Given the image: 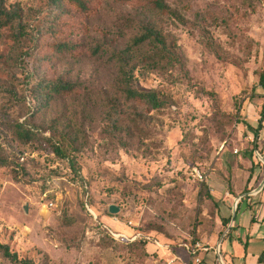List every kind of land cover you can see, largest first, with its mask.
Wrapping results in <instances>:
<instances>
[{
	"label": "rangeland",
	"instance_id": "1",
	"mask_svg": "<svg viewBox=\"0 0 264 264\" xmlns=\"http://www.w3.org/2000/svg\"><path fill=\"white\" fill-rule=\"evenodd\" d=\"M6 1L22 8L29 35L18 44L0 35V155L26 175L18 180L0 167V241L37 264H169L184 243L206 245L235 206L229 193L250 191L264 174L256 152L263 155L264 140L255 133L264 102V0H165L185 22L103 0L89 17L63 9L39 35L43 2ZM125 17L161 27L186 70L135 69L136 86L158 90L166 104L151 112L125 104L139 128L128 145L106 132L117 75L111 53L137 33L120 24ZM50 78L83 92L33 109V86ZM21 122L60 140L64 155L39 139L20 141ZM135 233L153 241L144 247ZM0 264L12 263L0 255Z\"/></svg>",
	"mask_w": 264,
	"mask_h": 264
},
{
	"label": "trees",
	"instance_id": "2",
	"mask_svg": "<svg viewBox=\"0 0 264 264\" xmlns=\"http://www.w3.org/2000/svg\"><path fill=\"white\" fill-rule=\"evenodd\" d=\"M44 12L43 18L37 21L36 33L39 35L45 25L52 20H57L60 12L64 10L77 11L81 16L96 14L102 6L103 0H41ZM119 3L129 4L138 10L144 12H157L163 15L174 16L180 21L185 22L184 18L173 10L165 0H115ZM120 24L125 28H135L137 33L130 38V43L123 48H114L111 53L112 60L117 64V75L112 85L114 91L113 99L109 100L108 125L106 132L119 141L122 145H128L131 137L136 136L137 119L129 118L125 114V104L143 106L145 111L161 109L165 106L166 101L161 97L158 90H145L136 86L134 81V71L137 67H175L186 71L182 56L178 53L175 40L171 39L161 27L151 22L136 20L134 18H122ZM27 21L25 14L20 6L15 4H7L6 0H0V35L7 37L14 43H20L29 35L26 29ZM80 31L87 30V25L79 20L76 24ZM107 32V31H106ZM105 32V36H107ZM56 49L61 52H68L75 56L80 51L78 46H72L71 43H57ZM98 47V46H97ZM96 47V48H97ZM259 83L264 88V70L260 72ZM33 90L39 94L38 99L32 102V108L37 110L42 106L49 104L50 101L64 95H73L82 93L81 85L71 83L64 79H42L33 86ZM4 90H0V93ZM15 91L10 92V98L15 99ZM15 95V96H14ZM264 120V102L262 105L261 116L259 119L258 129L262 127ZM256 130V136H257ZM15 133L17 138L23 143L38 140L47 144L52 153L57 156L64 155V148L60 140L53 139L49 136H43L35 127H28L26 123H17L15 125ZM258 150V149H256ZM262 154V153H261ZM264 155V153H263ZM262 163V162H260ZM0 167L10 169L14 178L21 180L26 175L22 168L14 165L12 161L0 155ZM237 206L236 212L239 209ZM229 219L221 218V222L226 226ZM222 233V232H221ZM151 238V236H150ZM142 245L145 242L151 243V240L142 238ZM201 242L193 239L190 242ZM205 245V244H204ZM0 255L9 260L12 264H37L34 260L27 257H20L13 251L9 244L0 241ZM259 262L264 264V249L260 253Z\"/></svg>",
	"mask_w": 264,
	"mask_h": 264
},
{
	"label": "crops",
	"instance_id": "3",
	"mask_svg": "<svg viewBox=\"0 0 264 264\" xmlns=\"http://www.w3.org/2000/svg\"><path fill=\"white\" fill-rule=\"evenodd\" d=\"M258 132L259 139L264 140V120ZM218 191L221 193V188ZM234 192L225 199L229 204L240 198L239 209L234 215L233 204L230 214L223 215L229 221L226 226L220 222L218 230L208 238L206 245L209 249L199 252L201 264H222L221 261L224 264H261L258 257L264 249V174L250 191L243 193L239 189ZM176 254L181 260L173 264H185L190 260L183 248Z\"/></svg>",
	"mask_w": 264,
	"mask_h": 264
},
{
	"label": "built area",
	"instance_id": "4",
	"mask_svg": "<svg viewBox=\"0 0 264 264\" xmlns=\"http://www.w3.org/2000/svg\"><path fill=\"white\" fill-rule=\"evenodd\" d=\"M256 152L259 155V159L264 160V156L258 151L256 150ZM197 175L200 179H206L207 175L203 174L199 171H197ZM133 239L136 238H142V235L140 233H135V235L133 236ZM146 239L151 240L150 237L148 236H144ZM158 245H161L159 242H157ZM183 249L187 252L190 260L188 262H186L185 264H201V257L199 255V252L201 251H206L209 248L207 247V245H204L203 243L197 241L195 243L189 242V243H184V245L182 246ZM176 260H181V256L179 254L174 253L173 254V258H171L169 260V264H173V262H175Z\"/></svg>",
	"mask_w": 264,
	"mask_h": 264
},
{
	"label": "water",
	"instance_id": "5",
	"mask_svg": "<svg viewBox=\"0 0 264 264\" xmlns=\"http://www.w3.org/2000/svg\"><path fill=\"white\" fill-rule=\"evenodd\" d=\"M239 199L240 198H238L236 200V202H235L234 215L236 214V209H237V206H238ZM25 210H27V206L25 207ZM109 210H110L111 213H117V212H119L120 208L118 206L112 204V205H110ZM220 260H221V258H220ZM221 262H222V264H224L223 261H221Z\"/></svg>",
	"mask_w": 264,
	"mask_h": 264
}]
</instances>
